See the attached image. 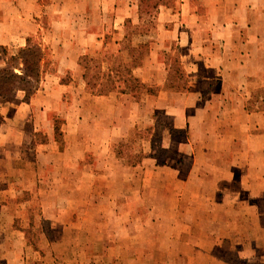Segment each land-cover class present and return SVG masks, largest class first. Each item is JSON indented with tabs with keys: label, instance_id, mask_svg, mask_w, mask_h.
<instances>
[{
	"label": "crops",
	"instance_id": "obj_1",
	"mask_svg": "<svg viewBox=\"0 0 264 264\" xmlns=\"http://www.w3.org/2000/svg\"><path fill=\"white\" fill-rule=\"evenodd\" d=\"M155 18L152 35L138 34L149 39L136 74L146 87L138 99L117 84L89 92L79 62L126 38L125 22L139 24L136 0H0V47L38 39L43 58L57 62L35 99L21 96L0 108V264H55L53 246L38 250L26 239L31 222L25 221L39 213L55 239L77 238L68 252L91 250L84 238L99 237L102 264H114L119 252L164 249L148 240L158 221L173 237L184 220L205 218L204 240L185 249L188 264H207L215 242L249 235L241 248L257 246L264 101L253 92L264 91V0H176L172 7L160 4ZM172 47L187 77L182 90L169 84ZM151 110L171 122L174 134L160 138L171 156L159 155L151 134H137ZM55 113L63 118L60 141ZM134 140L140 141L136 161L121 148ZM247 189L252 194L245 201ZM244 204L251 209L244 212Z\"/></svg>",
	"mask_w": 264,
	"mask_h": 264
},
{
	"label": "rangeland",
	"instance_id": "obj_2",
	"mask_svg": "<svg viewBox=\"0 0 264 264\" xmlns=\"http://www.w3.org/2000/svg\"><path fill=\"white\" fill-rule=\"evenodd\" d=\"M175 1L176 0L166 1L167 6H174ZM155 13H153L154 20L152 26L137 28L136 25L132 26L131 24H127L125 22L124 30L126 31V38L120 41L112 40L105 50H102V48H100L95 51H91L90 53L79 59L81 66L85 68V75L83 78L87 84V89L89 90V92L95 93L96 90L98 92H104L117 84L119 89L123 88L122 90H130L131 93L138 99L141 97L142 89H146V87L141 85L138 78H136V74L137 69L143 60L142 53L146 51L147 47L149 49V39L147 38L146 40V37L138 36V32H141L142 34V32L145 33L151 30L150 34L152 35V29L155 28L156 24ZM130 20H132L133 22V20H135V17H130ZM112 36L113 35H110L109 37L111 38ZM114 36L118 37L117 35ZM105 40L109 41L110 39H108L107 37L105 38ZM29 45L37 46L38 48L40 47L38 39H32ZM173 47L167 54V63L171 64V69L173 72V75L169 76V84H171V88H173L174 90H182V88H185L186 86L187 77L185 76L183 70L181 69V66L179 65L177 52ZM20 48L22 47L11 49H3L0 47V70L14 67V72L19 71L20 67H22L20 60L12 59V55H17L16 53H18L17 51ZM39 49L42 58L38 63L39 74L37 79L35 81L29 82L26 91L18 90L17 88H15L11 93L8 94V101L0 103V108L1 106H8L9 103L13 100L18 101L21 96L24 100H29L30 98L35 99L34 97L37 92H39V87L45 77L46 72L53 73L56 70V60L44 59L47 55V52L43 51L41 47ZM130 49L133 50L132 54L130 52ZM38 55L39 52L37 56ZM132 55L134 56L133 60L131 59ZM64 77L67 76H63V79L65 80L66 78ZM148 90L151 94H155L157 92V88L155 86L148 88ZM253 98L258 100L262 99L264 101V91L261 90L253 92ZM10 113L11 112L8 111L5 114L9 115ZM149 115L150 120L145 121L142 124L141 128H138L137 134L143 137L151 134V139L153 140V143L155 144L156 150L159 152V155L163 157L171 156L168 150L162 148L163 144H165V141L161 140L164 138L166 140L169 134H174V129L171 126L170 120H168L166 116L155 117L152 110L150 111ZM52 116L54 123L53 126L55 129V138L56 140L60 141L62 136L63 118L62 115L57 113L52 114ZM139 147L140 141L134 140L132 142L126 143L121 148L123 152L125 151L126 153H129V155H131L132 161H136L140 156ZM261 176H264V171H262ZM206 191L213 192L214 190L206 189ZM251 194L252 189H247L243 191L242 197H244L246 201L248 200L247 197ZM257 203V205H259L261 214L254 222L257 225L256 227H258L261 232L256 233L255 237L258 240L255 249L253 250L252 246H248V248H245L246 246H243V248H241L243 243L244 245H247L246 242L251 239L249 235H243L241 237L232 239L231 242H215L216 246H214L213 250L209 251L207 254V264H223L224 262H229L230 264H264V204H260L259 201ZM156 204H158L157 201ZM244 208V212H247L249 211V209H251L250 207L246 208V204H244ZM239 210V208H236L232 211L237 212ZM197 213L199 214V216L204 215L203 209H199L196 214ZM39 214L40 216H38L39 218H37L36 221L28 218V221H25V224L31 222L30 228L26 230V239L28 243L37 247L38 250L47 245L53 246L55 249L54 259L57 262H55V264H71L72 262L75 263L74 261L77 262L78 260L86 261V264H102L100 262V256L104 255L105 252L100 253L99 251H97V249H99V237H96L95 235H87L84 238L83 242L87 246H89L91 250L75 253L68 252L64 250V248L68 247V245H71V242H78L77 238L71 236L67 238L61 237L55 239L54 234L51 233L52 230L49 220H45V214ZM205 221L206 220L204 217L201 221L197 218L195 221L189 219L184 220L179 229H177L179 234L177 233L173 237H168V235L165 236V234L162 232L163 230L160 229L164 224H161V221H158V224L156 226H153L157 227L155 231L157 235H155V237L153 238L148 237V240H150V242L153 243L154 246L164 244V249L153 250L147 253L138 252L133 254H129L127 252H119L117 253L118 258L114 264H129L132 262L142 261L143 259H145V262L147 264H165L167 261H172L173 264H188L189 256L191 253L187 250L185 251V249L187 247V244H194L203 239L205 232L201 230L202 227L200 225L203 222L207 223ZM245 222L246 223L244 224L247 225V223H249L251 225V221ZM211 225V229H214V227H216L213 226V223ZM221 226H217L220 229V233L224 228V225ZM102 239L108 240L109 237L103 235ZM122 239H124V237H122ZM122 242L124 243V241ZM166 244L169 246H167ZM179 248H182V251L184 252H178L177 249ZM42 254L44 253L42 251H39L36 254V258L40 259V257H37V255L41 256ZM105 259L107 260V257H105L104 260ZM194 260L195 259L193 258V261Z\"/></svg>",
	"mask_w": 264,
	"mask_h": 264
},
{
	"label": "trees",
	"instance_id": "obj_3",
	"mask_svg": "<svg viewBox=\"0 0 264 264\" xmlns=\"http://www.w3.org/2000/svg\"><path fill=\"white\" fill-rule=\"evenodd\" d=\"M139 13V24L137 28H145V26H152L154 14L160 4H166L168 0H136ZM148 16V17H147ZM141 34V32H138ZM40 48V47H39ZM37 46H30L27 44L25 47L20 48L12 55V59L20 60L21 66L18 72H14V67L0 70V103L7 102V96L15 88L18 90L26 91L27 85L30 81H35L38 77V63L42 58L40 49ZM133 49V48H132ZM130 49L131 54L133 53ZM39 52V55L37 56ZM147 52L142 53V58ZM132 55V60H133Z\"/></svg>",
	"mask_w": 264,
	"mask_h": 264
}]
</instances>
